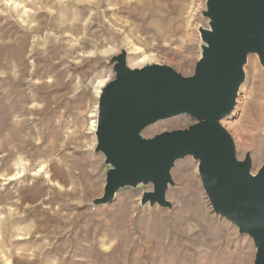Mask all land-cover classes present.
Here are the masks:
<instances>
[{"label": "rangeland", "instance_id": "obj_1", "mask_svg": "<svg viewBox=\"0 0 264 264\" xmlns=\"http://www.w3.org/2000/svg\"><path fill=\"white\" fill-rule=\"evenodd\" d=\"M206 11L207 0H0V264H254L253 240L214 213L193 158L171 172L169 208L143 202L152 185L97 204L109 170L95 152L97 83L113 78L111 60L123 52L128 67L146 59L192 76ZM244 72L222 126L258 173L264 65L257 55ZM192 124L178 117L144 135Z\"/></svg>", "mask_w": 264, "mask_h": 264}, {"label": "water", "instance_id": "obj_2", "mask_svg": "<svg viewBox=\"0 0 264 264\" xmlns=\"http://www.w3.org/2000/svg\"><path fill=\"white\" fill-rule=\"evenodd\" d=\"M201 29L202 58L192 76L153 64L132 70L126 53L114 57L113 78L101 91L95 152L109 167L103 198L107 205L125 188L152 185L144 203L169 208L176 163L193 158L214 213L249 236L254 264H264V165L253 171L249 155L240 160L222 121L235 110L245 83L248 57L264 65V0H207ZM188 117V128L153 137L144 133L159 122Z\"/></svg>", "mask_w": 264, "mask_h": 264}, {"label": "bare ground", "instance_id": "obj_3", "mask_svg": "<svg viewBox=\"0 0 264 264\" xmlns=\"http://www.w3.org/2000/svg\"><path fill=\"white\" fill-rule=\"evenodd\" d=\"M118 56H119V55H118ZM147 59H148V58H147ZM134 62H135V61H134ZM136 62H137V61H136ZM129 65L131 66L132 64H129ZM130 66H129V67H130ZM146 66H149V63L147 62L146 59H144V60L140 61V63H137V64H135V65H132L131 69H132V70L142 69V68H144V67H146ZM109 81H110L109 78H105V79H103V80H101V81H99V82L97 83V86H96V89H97V97L100 96L101 91L105 88V86L109 83ZM93 117H94V118H97V117H98V115H97V110H96L95 115H93ZM94 123H95V125H94V128H93V132L96 133L95 131H97V129H96L97 126H96V122H94ZM92 125H93V122H92ZM17 176H18V174L12 176L11 178H9V179H7V180H9L10 182H14V181L18 180V178H20V177H17ZM21 177H22V176H21Z\"/></svg>", "mask_w": 264, "mask_h": 264}]
</instances>
